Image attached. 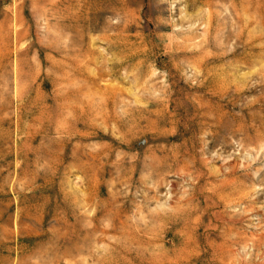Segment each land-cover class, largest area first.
Returning a JSON list of instances; mask_svg holds the SVG:
<instances>
[{"label": "rangeland", "instance_id": "1", "mask_svg": "<svg viewBox=\"0 0 264 264\" xmlns=\"http://www.w3.org/2000/svg\"><path fill=\"white\" fill-rule=\"evenodd\" d=\"M0 264H264V0H0Z\"/></svg>", "mask_w": 264, "mask_h": 264}]
</instances>
